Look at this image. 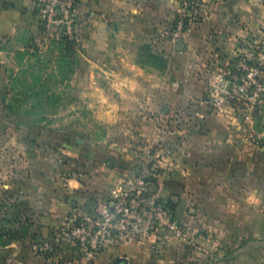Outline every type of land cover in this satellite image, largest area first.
Returning a JSON list of instances; mask_svg holds the SVG:
<instances>
[{
    "label": "crops",
    "instance_id": "crops-1",
    "mask_svg": "<svg viewBox=\"0 0 264 264\" xmlns=\"http://www.w3.org/2000/svg\"><path fill=\"white\" fill-rule=\"evenodd\" d=\"M36 2L0 0V36H13L23 23L34 32ZM179 2L77 0L79 66L69 83L92 106L97 102L99 117L130 135L125 147L149 155L142 167L133 152L115 159L72 157L68 165L45 156L31 161V174L15 189L6 178L2 194L16 190L28 202L32 226L26 245L0 250L1 264H89L66 245L44 252L42 241L53 238L72 212L110 197L118 182L143 168H157L155 188L173 205L187 239L159 231L149 244L108 249L91 264H154L159 258L171 264L188 255L247 264L264 254V118L242 105L216 113L208 101L218 77L264 26V0L209 4L201 23L173 46Z\"/></svg>",
    "mask_w": 264,
    "mask_h": 264
},
{
    "label": "rangeland",
    "instance_id": "rangeland-1",
    "mask_svg": "<svg viewBox=\"0 0 264 264\" xmlns=\"http://www.w3.org/2000/svg\"><path fill=\"white\" fill-rule=\"evenodd\" d=\"M32 25L34 32L23 23L16 26L13 36H0V205L4 202L0 206V250L4 244L26 245L23 240L8 242L5 236L9 229L22 231L21 227H27L26 201L16 190L10 197L3 195L2 188L6 178L14 189L18 180L27 178L31 161L62 157L68 165L72 157L100 153L115 159L133 152L142 167L149 155L145 149L125 147L130 135L119 132L120 125L99 117L97 102L92 106L83 98L81 88L69 83L79 64L67 52L65 42L45 35L38 21ZM52 144L57 147L51 148ZM154 251L161 255V249ZM257 256L259 260L246 263L264 264V254ZM187 258L171 264H215L203 257ZM154 264L167 263L159 258Z\"/></svg>",
    "mask_w": 264,
    "mask_h": 264
},
{
    "label": "built area",
    "instance_id": "built-area-1",
    "mask_svg": "<svg viewBox=\"0 0 264 264\" xmlns=\"http://www.w3.org/2000/svg\"><path fill=\"white\" fill-rule=\"evenodd\" d=\"M219 2L221 0H180L171 44L176 46L183 33L201 23L209 4ZM36 7L45 35L56 39L74 38L77 0H37ZM218 83L208 100L213 112L222 113L229 105L234 108L242 105L249 113H258L264 118V26L249 50L218 77ZM166 155H172V150L167 149ZM157 173V168L140 169L132 177L118 182L110 197L72 212L53 238L42 241L41 250L55 253L66 245L91 264L104 250L149 244L159 231L186 240L187 232L176 212L155 188Z\"/></svg>",
    "mask_w": 264,
    "mask_h": 264
},
{
    "label": "trees",
    "instance_id": "trees-1",
    "mask_svg": "<svg viewBox=\"0 0 264 264\" xmlns=\"http://www.w3.org/2000/svg\"><path fill=\"white\" fill-rule=\"evenodd\" d=\"M62 40L65 42V46H67V52H69V55H71V57L73 58V60H74V58H75V49H76V47H77V40H75L74 38H71V37H69V36H64L63 38H62ZM4 205V202H2L1 203V205L0 206H3ZM169 205L173 208V210H174V207H173V205H171L170 203H169ZM25 206L28 208V213H29V218L26 220V224H27V227L26 228H24V227H21V229H22V231H17V230H8V232L5 234V236L7 237V239H8V242H13V243H15V242H19V241H21V240H25V238L27 237V235H28V232H29V229L31 228V226H32V220H31V218H30V208H29V205H28V202L26 201L25 202ZM175 211V210H174ZM2 246H4V247H7V246H9V244H4V245H2Z\"/></svg>",
    "mask_w": 264,
    "mask_h": 264
},
{
    "label": "water",
    "instance_id": "water-1",
    "mask_svg": "<svg viewBox=\"0 0 264 264\" xmlns=\"http://www.w3.org/2000/svg\"><path fill=\"white\" fill-rule=\"evenodd\" d=\"M43 27H44V25H43Z\"/></svg>",
    "mask_w": 264,
    "mask_h": 264
}]
</instances>
